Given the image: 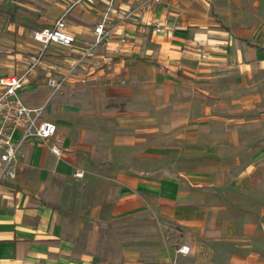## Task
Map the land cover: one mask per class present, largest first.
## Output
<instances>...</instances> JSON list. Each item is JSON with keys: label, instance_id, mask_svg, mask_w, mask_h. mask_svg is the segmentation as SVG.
Here are the masks:
<instances>
[{"label": "crops", "instance_id": "obj_1", "mask_svg": "<svg viewBox=\"0 0 264 264\" xmlns=\"http://www.w3.org/2000/svg\"><path fill=\"white\" fill-rule=\"evenodd\" d=\"M74 1L0 0V78L40 57L19 94L57 126L0 184V264H264V0H116L120 54L53 94L110 3ZM62 17L75 49L34 40Z\"/></svg>", "mask_w": 264, "mask_h": 264}, {"label": "built area", "instance_id": "obj_2", "mask_svg": "<svg viewBox=\"0 0 264 264\" xmlns=\"http://www.w3.org/2000/svg\"><path fill=\"white\" fill-rule=\"evenodd\" d=\"M96 3L97 0H75L68 11L76 8L85 10L95 6ZM162 3L163 0H146L142 7ZM115 4L116 0H110L101 21L95 27L93 43L81 49L77 57L71 58L64 72H60L58 67L52 68L47 78V84L53 94L62 91L74 75L90 73L111 66L113 59L120 54L119 48L113 50L111 54L106 53L105 50L109 41L115 36L118 21L126 22L134 17L135 12L118 11L114 8ZM157 32H162V29L157 28ZM34 40L44 48L56 45L69 50L75 49L77 43L76 37L68 29L65 17L60 18L52 27L35 32ZM119 40L122 44L127 43L126 37H121ZM203 58L207 59L209 56L203 54ZM40 63V57H31L29 68L25 74L0 78V159L3 163L0 171V184L16 179L20 151L27 141L44 142L57 134V126L44 120L46 106L29 107L19 94L25 84V79ZM18 131L22 133V137L16 141L14 136ZM78 176L80 175L78 174ZM179 252L186 255L189 254L190 249L182 247Z\"/></svg>", "mask_w": 264, "mask_h": 264}]
</instances>
